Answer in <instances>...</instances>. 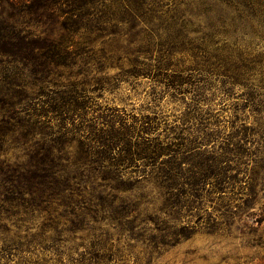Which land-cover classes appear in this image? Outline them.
<instances>
[{
  "label": "trees",
  "instance_id": "1",
  "mask_svg": "<svg viewBox=\"0 0 264 264\" xmlns=\"http://www.w3.org/2000/svg\"><path fill=\"white\" fill-rule=\"evenodd\" d=\"M260 191L264 0H0V264H130Z\"/></svg>",
  "mask_w": 264,
  "mask_h": 264
},
{
  "label": "rangeland",
  "instance_id": "2",
  "mask_svg": "<svg viewBox=\"0 0 264 264\" xmlns=\"http://www.w3.org/2000/svg\"><path fill=\"white\" fill-rule=\"evenodd\" d=\"M141 84L129 88L126 85L113 94L106 93V99L115 97L116 105L124 106L127 111H137L149 102L146 79ZM123 97L125 102L118 97ZM217 106H214L216 109ZM178 109V103L164 99L161 103L163 114L172 120ZM248 114L247 112H245ZM225 114V113H224ZM251 122V118L249 123ZM260 191L258 200L251 208L240 211L231 226H222L214 235H208L200 227L190 238L182 240L172 247H160L153 254L141 255L136 261L130 257V264H264V192ZM204 209H201L200 221L207 214L213 216L214 207L226 200L225 197L209 196L204 198ZM211 200V201H210ZM263 207V208H262ZM152 206H149L151 209ZM154 208V207H153ZM208 212V213H207ZM249 214H253L250 216ZM197 216L188 218L190 225H195ZM136 250H142L140 245Z\"/></svg>",
  "mask_w": 264,
  "mask_h": 264
}]
</instances>
